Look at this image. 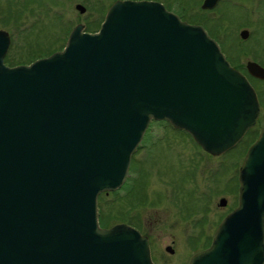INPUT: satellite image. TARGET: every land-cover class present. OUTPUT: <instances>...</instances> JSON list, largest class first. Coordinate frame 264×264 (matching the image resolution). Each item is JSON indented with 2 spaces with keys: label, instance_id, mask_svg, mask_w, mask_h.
<instances>
[{
  "label": "water",
  "instance_id": "1",
  "mask_svg": "<svg viewBox=\"0 0 264 264\" xmlns=\"http://www.w3.org/2000/svg\"><path fill=\"white\" fill-rule=\"evenodd\" d=\"M10 44L0 30V264H155L137 229L100 226L99 196L124 185L152 121L213 156L236 147L260 117L253 84L156 2H116L99 32L80 24L31 65L8 67ZM247 70L264 80L258 63ZM246 153L238 207L189 264H264V130Z\"/></svg>",
  "mask_w": 264,
  "mask_h": 264
},
{
  "label": "rangeland",
  "instance_id": "2",
  "mask_svg": "<svg viewBox=\"0 0 264 264\" xmlns=\"http://www.w3.org/2000/svg\"><path fill=\"white\" fill-rule=\"evenodd\" d=\"M116 1L0 0V30L13 39L7 65H28L33 56L37 60L62 51L72 28L79 24L86 32L99 31ZM199 1L163 0L183 21L203 24L233 64L242 65L244 71L248 61L264 66V0L248 2V10L253 11L250 19L242 0H225L208 13L199 10ZM77 5L86 12L77 10ZM243 29L248 30L247 42L240 36ZM253 85L264 101V81ZM259 126L264 127V120ZM244 156L243 148L222 157L204 155L186 133L165 122H153L131 158L127 187L116 197L100 196L99 223L103 228L125 223L143 230L151 239L156 264H187L210 244L237 203V171ZM223 197L226 207L219 206ZM169 247L173 254L166 251Z\"/></svg>",
  "mask_w": 264,
  "mask_h": 264
},
{
  "label": "trees",
  "instance_id": "3",
  "mask_svg": "<svg viewBox=\"0 0 264 264\" xmlns=\"http://www.w3.org/2000/svg\"><path fill=\"white\" fill-rule=\"evenodd\" d=\"M90 27H92L91 25H89ZM91 29L89 28V30H87V31H90ZM52 54V53H51ZM50 54V55H51ZM38 56H33L32 57V61L31 62H33V61H35L34 60V58H37ZM40 58H42V57H40ZM228 60L230 61V59L228 58ZM7 62V61H6ZM231 62V61H230ZM29 64V63H28ZM231 64L234 66V67H236L237 69H239L241 72L242 71H244V67L242 66V65H240V64H237V63H232L231 62ZM250 80H251V82H257V81H259V80H256V79H253V78H251L250 77ZM263 101V100H262ZM262 104L264 105V101L262 102ZM170 126V125H169ZM171 127V126H170ZM257 130H252V131H250L249 132V134L247 135V137L246 138H244V140L241 142V144L237 147V148H235L234 150H232V151H230V152H228V153H226V155H229L230 153H232V152H234V151H237V149H241V148H243V151H244V154L246 153V150H247V148L249 147V145H251V143L255 140V138L257 137V132H256ZM129 184V182L126 184V186L125 187H127V185ZM133 188H135V187H133ZM125 189V188H124ZM130 192H131V190H130ZM129 192V193H130ZM111 194H113L114 195V197H116L117 195H118V193H111ZM117 199V198H116Z\"/></svg>",
  "mask_w": 264,
  "mask_h": 264
},
{
  "label": "flooded vegetation",
  "instance_id": "4",
  "mask_svg": "<svg viewBox=\"0 0 264 264\" xmlns=\"http://www.w3.org/2000/svg\"><path fill=\"white\" fill-rule=\"evenodd\" d=\"M146 1H149V2H156V3H160V4H164L165 5V3L163 2V0H146ZM205 1L206 0H200L199 1V10L201 11V12H203V13H208V12H212V11H214V10H216L220 5H221V3L222 2H224L225 0H218L217 2H216V4L214 5V7L213 8H204V4H205ZM252 0H242V4H243V6L245 7V10L247 11L246 12V14L248 15L247 17H249V19H250V16H252L253 15V11H249V10H252V8L250 9L249 8V10H248V2H251ZM166 6V5H165ZM196 24H198V23H196ZM200 24V23H199ZM200 25H202L205 29H206V31L211 35V36H213L210 32H209V30L203 25V24H200ZM247 28V27H246ZM243 30H247V29H243ZM249 38V37H248ZM248 38L247 39H245V40H243L244 42H247L246 40H248ZM140 230V229H139ZM141 232L145 235V236H147V234L143 231V230H141ZM147 238H149V240H150V243H151V239H150V237L149 236H147ZM151 247H152V245H151Z\"/></svg>",
  "mask_w": 264,
  "mask_h": 264
}]
</instances>
